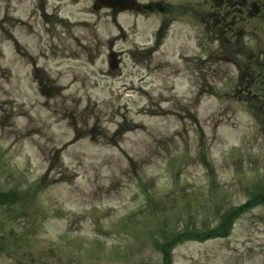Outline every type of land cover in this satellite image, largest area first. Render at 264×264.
Wrapping results in <instances>:
<instances>
[{"label":"rangeland","instance_id":"obj_1","mask_svg":"<svg viewBox=\"0 0 264 264\" xmlns=\"http://www.w3.org/2000/svg\"><path fill=\"white\" fill-rule=\"evenodd\" d=\"M223 1L0 0V192L21 196L0 264H264V130L202 16Z\"/></svg>","mask_w":264,"mask_h":264},{"label":"trees","instance_id":"obj_2","mask_svg":"<svg viewBox=\"0 0 264 264\" xmlns=\"http://www.w3.org/2000/svg\"><path fill=\"white\" fill-rule=\"evenodd\" d=\"M258 2L262 1L224 0L221 5L229 7V10L216 8L211 12L210 22L205 21L210 25V34L218 43L215 58L231 62L237 68L238 75L234 84L236 99L250 108L264 130V3L259 5ZM255 10L260 12L254 16L252 13ZM243 12L257 18L252 28L255 32L260 31L258 37L254 36V40L250 38L246 42L238 37L234 29V22H238V18H246ZM237 13L239 15L236 16Z\"/></svg>","mask_w":264,"mask_h":264},{"label":"water","instance_id":"obj_3","mask_svg":"<svg viewBox=\"0 0 264 264\" xmlns=\"http://www.w3.org/2000/svg\"><path fill=\"white\" fill-rule=\"evenodd\" d=\"M109 6L119 10L140 8V5L135 0H97V6Z\"/></svg>","mask_w":264,"mask_h":264}]
</instances>
